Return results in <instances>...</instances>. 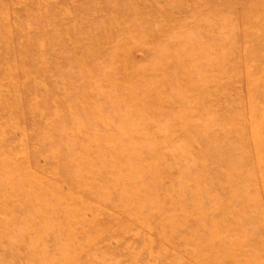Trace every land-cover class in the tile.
<instances>
[{
  "label": "rangeland",
  "instance_id": "rangeland-1",
  "mask_svg": "<svg viewBox=\"0 0 264 264\" xmlns=\"http://www.w3.org/2000/svg\"><path fill=\"white\" fill-rule=\"evenodd\" d=\"M0 264H264V0H0Z\"/></svg>",
  "mask_w": 264,
  "mask_h": 264
},
{
  "label": "bare ground",
  "instance_id": "bare-ground-1",
  "mask_svg": "<svg viewBox=\"0 0 264 264\" xmlns=\"http://www.w3.org/2000/svg\"><path fill=\"white\" fill-rule=\"evenodd\" d=\"M175 158H176V157H175ZM179 163H180V161H179ZM100 166H101V165H100ZM101 168H103V167H101ZM65 177H66V178H70V177H68V176H66V175H65ZM109 182H110V181H107L108 184H110ZM105 185H107V184L105 183Z\"/></svg>",
  "mask_w": 264,
  "mask_h": 264
}]
</instances>
